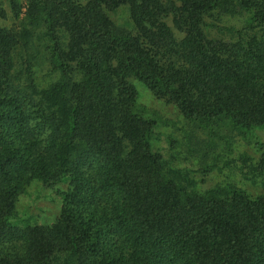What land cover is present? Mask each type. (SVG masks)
I'll return each instance as SVG.
<instances>
[{"label":"trees","instance_id":"16d2710c","mask_svg":"<svg viewBox=\"0 0 264 264\" xmlns=\"http://www.w3.org/2000/svg\"><path fill=\"white\" fill-rule=\"evenodd\" d=\"M0 9V264H264V146L251 195L203 192L156 147L132 79L212 132L264 130V0H8ZM128 7L131 29L110 12ZM237 21L234 24H223ZM43 45V52L38 46ZM42 57L58 79L41 87ZM53 224L17 211L31 186Z\"/></svg>","mask_w":264,"mask_h":264},{"label":"rangeland","instance_id":"374dc122","mask_svg":"<svg viewBox=\"0 0 264 264\" xmlns=\"http://www.w3.org/2000/svg\"><path fill=\"white\" fill-rule=\"evenodd\" d=\"M0 9L7 18L2 24L11 28L16 26L8 0H0ZM112 20L121 27L131 29L128 7L123 6L116 12L109 13ZM234 24L237 21H226L223 24ZM38 51H44L43 45ZM34 72L41 87L56 82L58 76L53 73L47 61L42 57L35 61ZM139 92L138 106L144 113L158 121L160 141L156 144L173 164L193 171L201 192L217 185L232 184L246 190L251 195H258L261 189L242 175L241 159L257 162L264 146V130H257L246 135L229 128L226 122L218 123L212 130L206 131L190 124L180 114L177 107L163 98L157 97L149 88L136 79H132ZM61 209V199L51 190H39L31 186L28 193L21 196L17 211L22 218H31L32 223L53 224Z\"/></svg>","mask_w":264,"mask_h":264}]
</instances>
